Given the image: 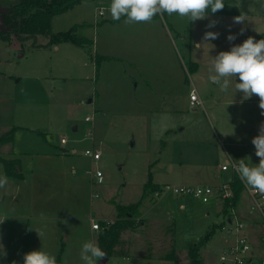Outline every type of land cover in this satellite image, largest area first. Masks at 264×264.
I'll use <instances>...</instances> for the list:
<instances>
[{
    "label": "rangeland",
    "instance_id": "rangeland-1",
    "mask_svg": "<svg viewBox=\"0 0 264 264\" xmlns=\"http://www.w3.org/2000/svg\"><path fill=\"white\" fill-rule=\"evenodd\" d=\"M17 1L0 0V8L6 10ZM110 4L111 0H88L53 18V33L80 24L77 36L90 39L82 38L89 41L85 46L71 42L32 45L46 43L45 35L25 42H20L14 33L10 42L0 38V79L6 77L0 80V93L11 95L16 102V126L30 128L21 127L16 134L12 148L17 154L0 149L7 158H20L24 175V179L8 178L12 182L0 189V220H4L0 229V264H23L24 254L34 250L54 255L58 264H84L81 247L87 241L95 242L92 220L110 221L118 216V206L141 199L139 235H127L134 237L140 251L144 252L143 245H150L166 255L162 247L171 241L177 249H188L205 242L207 232L214 228L216 234L209 242L212 248L231 237L221 226L225 219L216 198L205 203L170 191L158 198L154 193L148 195L151 190L144 194V186L150 181L162 187L214 186L229 178V172L226 177L215 175L232 156V146L216 142L207 115L214 121V109L218 111L220 103L215 97L203 96V89L211 94L217 86L202 68L197 73L190 68V52L196 56L200 51L192 35L199 34V25L211 15L190 22L186 17L163 14L172 39L167 40L156 25V33H161L157 39L162 41L156 50L149 35L143 34L150 30L149 23L128 24L122 17L121 26L106 25L107 19H112ZM236 9L264 12V0H225L221 11ZM261 17L259 14L252 18L261 22ZM258 25L263 30L264 24ZM131 31L136 32L127 33ZM119 33L120 41L115 40ZM108 41L113 43L109 45ZM109 48L125 60L101 61L99 55ZM201 58L205 65L213 64L211 58ZM37 74L49 78L40 84L35 79ZM194 87L202 95L203 106L190 102L189 92ZM244 107L240 106V111ZM225 108L224 113H230V106ZM88 116L93 120L87 122ZM61 138L68 143L62 145ZM21 149L66 155L60 158L45 154L39 158L19 154ZM87 149L99 150L101 159L93 161L85 154ZM253 154L250 167L259 163ZM247 156L240 151L236 154V158ZM96 170L103 173L102 183L97 181ZM4 173V165L0 164V175ZM249 217L252 236H264V219ZM139 258L129 264H174L156 257ZM107 264H125V260L114 255ZM255 264H261L260 256H256Z\"/></svg>",
    "mask_w": 264,
    "mask_h": 264
},
{
    "label": "crops",
    "instance_id": "crops-1",
    "mask_svg": "<svg viewBox=\"0 0 264 264\" xmlns=\"http://www.w3.org/2000/svg\"><path fill=\"white\" fill-rule=\"evenodd\" d=\"M85 2L81 3L80 5L76 6L75 8L80 7L81 5H83ZM73 8V9H75ZM71 9V10H73ZM70 11V10H69ZM68 12V11H67ZM66 13V12H65ZM241 13H243L244 15H246L247 21H245L244 24H234L233 23V17L240 15ZM100 14V12H99ZM261 14V22H259V19L257 18H252L255 15H259ZM103 15V13L101 14ZM209 15H211L208 19H206L202 25H199L198 27V32L199 34L192 35V38H194V45L196 47L197 44H201V46L199 47L200 51L199 53L195 56L193 55V51L190 52V66H193L194 69L193 71H195L196 73L199 72L201 70V68L207 73V75L209 76L210 74V69L212 68V64H204V60H202L201 56L205 55V57L209 60V58L212 59L218 55L219 52L221 51H229L231 49V47L233 45H238L241 44L245 39H247L248 37H253L255 40L259 41L260 39H264V28L262 30V28H260V26L258 24H264L262 23L264 21V12H260V13H255V12H247V11H239L238 9L233 10V11H218L215 14H212L209 12ZM248 15H250L251 17H249ZM55 17V16H54ZM53 17V18H54ZM122 20V18H121ZM211 20H215L217 21L215 27L212 28H208L207 25L209 24V22ZM255 20V21H254ZM53 21V19H52ZM122 21H125V18H123ZM106 25L112 24V26H121L122 22L119 21H114V20H110L107 19V22L105 23ZM150 25H152L151 27H149V31H146L148 33H142L143 34H148L151 40V44L152 46L157 50L158 46L161 47L162 45V41H158L157 37H161V33L158 34L156 33V31H158V26L161 28L162 30V34L166 37V39H172V34L170 32V27L167 25V23L164 21V19L162 18V16L158 15L156 16L152 22L149 23ZM258 25L259 27L255 26ZM79 26H81L80 24H78ZM77 25V26H78ZM157 25V27H156ZM52 26V23H51ZM111 26V25H109ZM172 28V27H171ZM241 28L244 29L243 34H240V30ZM261 29V30H260ZM206 31H213V32H218L220 35V38H217L215 40H211L208 42H205L203 40V36L204 33ZM59 32V31H58ZM135 34L136 31H131V32H127V33H132ZM138 32V31H137ZM141 34V32H140ZM229 34H234L236 35V39L232 42H229L227 40V36ZM120 36V33L117 35L115 40H119L118 37ZM143 36V35H141ZM194 36V37H193ZM196 36V37H195ZM80 38H87L88 37H80ZM108 38L110 39V35H108ZM113 38V37H112ZM161 39V38H160ZM90 41V39H89ZM88 41V42H89ZM148 43H149V39H147ZM94 42V40H93ZM170 42V41H167ZM48 43V40L46 43L43 44H38V45H46ZM113 42H109L108 44L110 45ZM49 46V45H48ZM148 46V44L146 45V47ZM56 49H59V46L56 45ZM99 56H101V61H107V60H111L112 58L115 60H125V58H121L120 56H115L113 54V51H111V49L109 48V50H106L103 54H100ZM209 57V58H208ZM173 75L171 74L169 77L172 79ZM205 77V75H203ZM49 78L48 76H43V75H39L37 74L35 76V79L40 82V84H42V79H47ZM55 77H51V79H54ZM6 77H1L0 80H5ZM237 83H239V80L237 78L236 80ZM235 80L232 79V82L229 86V89L227 90V92H221L217 87H215L216 91H212L211 94H207V90L203 89V96H205L206 98L209 97H215L217 99V102L220 103L219 105V110L217 111L216 109H214V121L211 118L210 114L208 113V118L210 119V122L212 124L213 127V138L216 140V142H220L222 144L224 143H228L229 145L232 146V156H229V159L226 160V163L222 164L221 167H219L217 169V175L215 176H220V177H226L225 174L227 175V173L229 172V178H225L226 181L223 182H219L217 184H215L214 186H219L222 185L224 183H229L232 182L236 176V173L233 171L232 167H231V162H234L236 164L240 163V160L243 159L244 163L248 164L250 161L252 160V157L254 156L253 153H255V148L254 145L251 143V140L253 137H255L258 134V129H259V125L261 124V122H264V115H261V109L259 108V97L253 95L251 98L249 99H244L242 96V93H240L239 91L236 92L235 89ZM204 83L205 80H204ZM0 86H2V82H0ZM201 87V86H200ZM198 94L199 91L196 87H194ZM191 91V90H190ZM190 93V92H189ZM202 93V92H201ZM214 94V95H213ZM199 97L202 99V95L199 94ZM16 102L14 101L13 97L11 95H2L0 93V135L1 133H6L8 130H10L13 127H18V129L15 132V136L16 134H18L20 131L19 129L21 127L23 128H28L22 125H18L16 126V118L18 117L16 114ZM203 105H204V101H203ZM221 105H224L225 107H227L228 105L230 106V113L225 114V107L221 108ZM245 105V109L244 111H240V106H244ZM30 129V128H28ZM15 136H14V140L15 141ZM225 141V142H223ZM12 143H10L8 146H10V152L6 151L8 146L3 145L1 147V151H5L6 153H9L10 155H14L17 153H14V150L12 148ZM40 143V142H39ZM61 146V144H60ZM38 148V146H37ZM66 149V148H64ZM38 150H31L30 151H24L23 149H21L20 151H18L19 154H26V155H32V156H38L40 158L45 156V154H50L51 156H57L60 158H64L66 154H54L53 152L49 151L47 152H36ZM245 152L247 153V157L244 158H236V154L237 152ZM73 153L76 152L75 148H73L72 150ZM230 155V154H229ZM1 158H6V159H16V157L14 156H8V158L6 156H3L0 153ZM47 156V155H46ZM237 160H234V159ZM20 160V158H18ZM230 161V163H229ZM204 164L206 163L203 162ZM229 163V168L227 170H223L222 166L225 164ZM0 164L3 165L1 159H0ZM6 175V173H4ZM7 176V175H6ZM7 178H12L7 176ZM15 178V177H13ZM8 182H12L9 181ZM24 179V175L23 178ZM24 181V180H23ZM155 185H159L157 183H153ZM181 185H193V184H181ZM160 186V185H159ZM162 186H161V190H162ZM161 190L158 191H153L151 190V192L148 191V195L151 193H154V195L158 198L160 197L162 194H164L163 192H161ZM147 193V192H146ZM145 193V194H146ZM184 199H182V205L181 207H185V197H183ZM216 198V200H220L218 199L217 196L213 197ZM212 198V199H213ZM218 202H221L222 204V214L224 215V219L225 221H223V223L221 224L222 228L225 226V222H226V214H225V209H226V205H224L223 201L220 200ZM237 210L239 213V216L241 217V219L243 220V222L246 225V231H247V235L249 236L252 244H253V248L255 250V256L253 257V261L251 262V264H255V258L256 256H262L261 254V239L260 238H256V236H252L251 234V223L248 222L250 218L249 215H256L259 218H261L260 220L262 221L263 218L261 217L260 214L256 213V212H251V198L248 194V192L244 189L242 191L240 200L237 204ZM209 214V213H207ZM220 214V211H219ZM138 217L139 218H143L140 212V209L138 210V214L136 216V220L138 221ZM248 217V218H247ZM118 218V216L110 221H115ZM94 220V219H93ZM92 220V221H93ZM248 220V221H247ZM105 221V220H104ZM104 221L99 222L101 225H104ZM93 223V222H92ZM2 225V224H1ZM1 229V228H0ZM224 229V228H223ZM92 236L95 237V242L98 244L97 242V237H98V233L100 230H95L92 227ZM136 230V231H135ZM138 227L132 229V230H127L122 234L121 237V243L119 244V247H123L122 248V252L118 255H120L123 260H125V264H129L131 260H140L139 257H147L146 259L149 260H153L152 257H156V258H160V259H164V260H170L172 261L174 264H191V257L189 255V249L191 248V246L188 249H177L176 248V243L175 242H168L166 244V248L165 246L162 247L163 250H165L164 252L167 253L166 255H162L161 252H159L157 249L151 248L150 245H143L142 248L145 250L140 251L141 246L137 243H135L134 237H132V239L129 237H127V235L129 234H136L139 235V232H137ZM212 230V229H211ZM211 230H209L208 232H210ZM217 231V229L215 230ZM207 232V233H208ZM216 234V233H215ZM215 234L211 235L204 243L203 245L200 247L199 250V264H204V263H209V264H213L218 260L219 255L226 251L227 249H229L234 243H235V236L233 234H231V237H227L224 238V242H222V244H220V246H216L215 248H212L211 245H209V242L212 240V238L215 236ZM119 247L117 249H119ZM139 250H137V249ZM165 248V249H164ZM154 250V251H153ZM170 253H175V256L169 257ZM114 256V255H112ZM109 257V260L111 259V257ZM259 259V258H258ZM108 260V261H109ZM143 260V258L141 259Z\"/></svg>",
    "mask_w": 264,
    "mask_h": 264
},
{
    "label": "clouds",
    "instance_id": "clouds-1",
    "mask_svg": "<svg viewBox=\"0 0 264 264\" xmlns=\"http://www.w3.org/2000/svg\"><path fill=\"white\" fill-rule=\"evenodd\" d=\"M239 7L238 5H235ZM225 0H111L109 12L114 21L125 18V23H150L158 16L167 13L175 14L181 18H188L190 22L206 19L209 12L212 14L223 10ZM246 16L241 13L233 17L234 24H244ZM217 21L211 20L208 28L215 27ZM244 29L241 28L240 34ZM218 32L206 31L203 36L205 42L215 40ZM236 35L229 34L227 40L232 42ZM201 44H197L199 48ZM239 80V83L236 80ZM208 79L218 86L221 92H227L232 79L235 80L236 92L242 93L244 99L253 95L259 97V108L264 115V39L259 41L248 37L241 44L233 45L229 51H221L213 58L212 68ZM251 143L255 148V155L259 158L256 166H248L241 159L235 167L240 179L254 192L264 194V122H261L258 134L252 138ZM230 163V161H229ZM8 183L6 175H0V189ZM4 220H0L2 224ZM6 255V253H4ZM106 257L101 247L87 241L81 247L80 258L84 264H97ZM23 264H58L54 255L42 250L25 253Z\"/></svg>",
    "mask_w": 264,
    "mask_h": 264
},
{
    "label": "trees",
    "instance_id": "trees-1",
    "mask_svg": "<svg viewBox=\"0 0 264 264\" xmlns=\"http://www.w3.org/2000/svg\"><path fill=\"white\" fill-rule=\"evenodd\" d=\"M85 1L88 0H18L15 4L7 8V12L3 15L4 28L0 29V38L10 42L12 40V34L14 33L20 42H25L29 39L36 38L38 35H45L48 37V43L46 45H38L36 42L32 45L34 47H45L62 42H71L76 46H85L88 41L77 36V25L67 31H59L56 33L51 31V23L54 16L63 14ZM99 58L102 57L100 56ZM96 62L99 65V61L97 60ZM190 68L191 70L194 69L193 66H190ZM17 129L18 127H13L6 133L0 135V149L3 145L13 142ZM0 159L7 176L19 179L23 178V173L20 169V160L18 158L6 159L0 156ZM232 187L234 191L233 201L237 206L242 191L244 190L243 182L238 175L235 176ZM148 190L158 191L161 190V186L155 185L150 181L144 186V194ZM141 203L142 199L131 205L118 206V218L112 225L104 227L99 231L97 237L98 245L102 250L107 252L109 257L122 252L123 247H119L122 234L142 224L136 220ZM226 213L227 207L225 209ZM215 230L214 228L208 232L205 240L213 235ZM203 242L204 240L192 245L189 249L191 264H199V250ZM118 247L119 249H117ZM172 256H175V253H170L169 257Z\"/></svg>",
    "mask_w": 264,
    "mask_h": 264
},
{
    "label": "built area",
    "instance_id": "built-area-1",
    "mask_svg": "<svg viewBox=\"0 0 264 264\" xmlns=\"http://www.w3.org/2000/svg\"><path fill=\"white\" fill-rule=\"evenodd\" d=\"M103 11H100L102 14ZM190 102L194 106H203V101L199 97V94L195 88L190 91ZM93 120V117L88 116L87 122ZM62 145L68 143L66 138H61ZM85 154L89 156L93 161L101 159V152L97 149H87ZM231 167L236 175L239 176L238 172L235 171V167L238 164L231 162ZM229 168V163L222 166L223 170ZM98 183L103 182V173L100 170H96L95 173ZM233 182V181H232ZM232 182L224 183L219 186L212 185H166L162 188L161 192L170 191L180 196H192L200 199L202 202H209L213 197L217 196L218 199L222 200L224 205H227L226 213V225L223 227L229 233L235 236V243L226 251L222 252L218 260L213 264H251L253 257L255 256V250L253 244L247 235L246 225L239 216L237 206L235 205L234 191ZM243 182V181H242ZM244 189L248 192L251 198V212H256L261 215L264 219V194L251 191L246 184L243 182ZM95 196H98L97 194ZM92 227L95 230H101L104 227H109L114 221H104V225L93 220ZM1 228V224H0ZM261 264H264V237L261 239Z\"/></svg>",
    "mask_w": 264,
    "mask_h": 264
},
{
    "label": "water",
    "instance_id": "water-1",
    "mask_svg": "<svg viewBox=\"0 0 264 264\" xmlns=\"http://www.w3.org/2000/svg\"><path fill=\"white\" fill-rule=\"evenodd\" d=\"M6 12H7L6 10H3V9L0 8V27H1V29L4 28L3 15H4ZM74 130H76V127L74 128ZM105 253H106V257H105L104 259H102V260H99V261H98V264H107V262H108V260H109V256H108L107 252H105Z\"/></svg>",
    "mask_w": 264,
    "mask_h": 264
}]
</instances>
